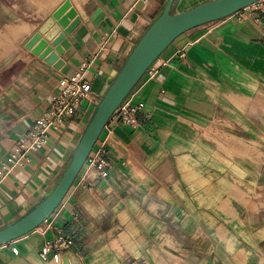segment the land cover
<instances>
[{"label":"crops","instance_id":"crops-1","mask_svg":"<svg viewBox=\"0 0 264 264\" xmlns=\"http://www.w3.org/2000/svg\"><path fill=\"white\" fill-rule=\"evenodd\" d=\"M65 1L68 27L78 23L49 63L25 46ZM168 1L58 0L46 11L43 0H0V230L54 189L108 80ZM24 23L32 30L10 45ZM85 62L93 101L17 163V140ZM154 68L127 98L144 105L136 126L114 118L100 136L108 174L85 164L54 214L0 246V264H264V0L183 34ZM57 230L74 242L61 262L40 256Z\"/></svg>","mask_w":264,"mask_h":264},{"label":"water","instance_id":"water-1","mask_svg":"<svg viewBox=\"0 0 264 264\" xmlns=\"http://www.w3.org/2000/svg\"><path fill=\"white\" fill-rule=\"evenodd\" d=\"M177 1H168L161 15L135 46L122 69L108 80L68 166L54 189L28 214L0 230V246L28 235L54 214L74 185L110 119L137 87L147 70L176 39L190 30L228 18L261 0H214L175 14L172 9ZM75 14L70 2L65 1L30 38L26 49L46 59V62L55 63L68 47L65 35L78 23L77 20L68 27V20L74 18ZM64 264H68L67 259Z\"/></svg>","mask_w":264,"mask_h":264},{"label":"built area","instance_id":"built-area-1","mask_svg":"<svg viewBox=\"0 0 264 264\" xmlns=\"http://www.w3.org/2000/svg\"><path fill=\"white\" fill-rule=\"evenodd\" d=\"M139 1L148 4L150 0ZM238 20H243V17H238ZM180 57L184 58L185 55L182 54ZM87 68L88 64L86 62L80 66L77 74L67 80L63 87L54 95L46 114L37 119L31 129L17 140L13 150V158H15L17 163H25L29 160L28 154L30 152L40 151L45 148L48 143V132L50 130L60 128L70 116L77 112L84 101H93L92 85L84 78ZM145 75L150 78L156 75L154 64L147 70ZM143 108V104L133 105L127 102L126 99L111 119L115 118L121 125L134 127L137 124V115ZM106 144L107 141L99 146L96 145L85 163L89 170L102 177L108 174L109 169V164L104 158ZM3 170H0V176L4 175ZM73 244V240L65 235L63 230H57L54 238L46 241L42 246L40 256L47 258L52 255L56 261L61 262L63 256L71 251Z\"/></svg>","mask_w":264,"mask_h":264},{"label":"bare ground","instance_id":"bare-ground-1","mask_svg":"<svg viewBox=\"0 0 264 264\" xmlns=\"http://www.w3.org/2000/svg\"><path fill=\"white\" fill-rule=\"evenodd\" d=\"M58 0H43L42 2V9L49 11V8L53 6ZM41 9V10H42ZM45 11V12H46ZM32 25V24H31ZM32 30V26L29 24H23L21 26L12 27L8 30V33L13 37H23L26 33L30 32ZM1 43V40H0Z\"/></svg>","mask_w":264,"mask_h":264},{"label":"rangeland","instance_id":"rangeland-1","mask_svg":"<svg viewBox=\"0 0 264 264\" xmlns=\"http://www.w3.org/2000/svg\"><path fill=\"white\" fill-rule=\"evenodd\" d=\"M7 34H8V32H7ZM12 36H7L6 38L8 39H10V45H13V44H15L16 42H14L15 40H14V37L13 38H11ZM2 42H3V39H2Z\"/></svg>","mask_w":264,"mask_h":264}]
</instances>
